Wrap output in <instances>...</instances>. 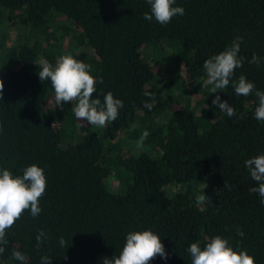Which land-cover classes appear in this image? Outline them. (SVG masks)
Segmentation results:
<instances>
[{"label": "trees", "instance_id": "1", "mask_svg": "<svg viewBox=\"0 0 264 264\" xmlns=\"http://www.w3.org/2000/svg\"><path fill=\"white\" fill-rule=\"evenodd\" d=\"M174 6L184 14L161 25L143 18L146 0H0V169L15 176L36 164L47 180L39 215L25 211L6 230L0 264H42L44 256L102 264L128 233L146 229L167 253L149 264H192L190 244L203 248L217 235L264 264V198L249 191L259 185L244 163L264 154V121L254 116L255 91L264 92V0ZM237 36L243 65L226 89L209 93L203 63ZM163 40L170 58L160 67ZM65 54L91 66L93 99L111 92L123 102L115 121L95 127L77 120L76 101L54 105L40 61L55 66ZM241 75L255 85L248 96L235 93ZM216 95L235 116L212 104ZM201 191L211 202H196Z\"/></svg>", "mask_w": 264, "mask_h": 264}, {"label": "clouds", "instance_id": "2", "mask_svg": "<svg viewBox=\"0 0 264 264\" xmlns=\"http://www.w3.org/2000/svg\"><path fill=\"white\" fill-rule=\"evenodd\" d=\"M146 2L150 5L151 14L145 12L143 18L151 21L154 17L161 25L169 23L174 16L184 14L182 7L174 6L176 0ZM242 39L241 36H237L230 47L204 61L203 68L207 76L204 86L212 85L209 93L226 89L235 70L242 67L244 58L239 56ZM250 63L259 65L261 58L253 54ZM38 76L40 81L50 80L54 89L55 106L63 108L65 102L76 101L72 108L75 117L92 126L103 128L109 121H115L123 107V102L115 98L111 92L103 95V102L99 98L93 99L97 91V79L91 74V66L70 54L59 57L55 66L47 59L41 60ZM100 82H103L102 78ZM233 87L236 95L240 96H248L255 89L254 83L248 81L244 75L239 77ZM3 88V81L0 80V99L3 96ZM255 95L259 104L254 116L258 121H264V92L256 90ZM212 104L217 105L229 118L236 115V110L228 102L222 101L219 95L212 99ZM144 106L149 110L153 107L150 103H145ZM148 135L149 133L145 131L141 139L147 138ZM244 163L251 178L259 185L250 188L249 191L264 198V154L249 158ZM46 186L44 170L36 164L27 166L22 175L15 176L8 169H0V254L4 252V245L7 244L6 230L13 227L25 211H30L33 217L39 215L41 212L39 201L45 193ZM196 202L204 204L211 200L201 191L196 197ZM261 203H264V199ZM237 234L243 236L242 230L237 229ZM44 235L43 231L38 233L36 237L38 243ZM60 244L65 245L63 238L60 239ZM188 251L192 264H255L253 256L243 250H234L229 241L219 235L211 238L203 248L196 242L191 243ZM157 255L167 259L160 236L150 229L133 231L127 234L119 255L104 257L102 264H149ZM14 258L22 262L27 260L26 255L20 251L14 253ZM41 259L42 264H51L47 256Z\"/></svg>", "mask_w": 264, "mask_h": 264}, {"label": "rangeland", "instance_id": "3", "mask_svg": "<svg viewBox=\"0 0 264 264\" xmlns=\"http://www.w3.org/2000/svg\"><path fill=\"white\" fill-rule=\"evenodd\" d=\"M159 49H160V52L159 53H157V54H159V66L160 67H164V65L168 62V59L170 58V56H169V53H168V51H167V49H166V41L165 40H163L160 44H159ZM1 79V78H0ZM163 81V79L161 80H159V82H162Z\"/></svg>", "mask_w": 264, "mask_h": 264}]
</instances>
